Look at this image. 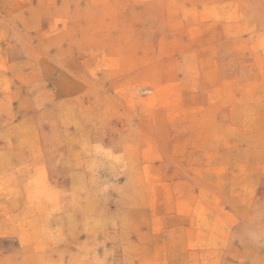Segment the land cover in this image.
<instances>
[{"label": "rangeland", "instance_id": "rangeland-1", "mask_svg": "<svg viewBox=\"0 0 264 264\" xmlns=\"http://www.w3.org/2000/svg\"><path fill=\"white\" fill-rule=\"evenodd\" d=\"M226 1L0 0V264H264V0Z\"/></svg>", "mask_w": 264, "mask_h": 264}, {"label": "crops", "instance_id": "crops-1", "mask_svg": "<svg viewBox=\"0 0 264 264\" xmlns=\"http://www.w3.org/2000/svg\"><path fill=\"white\" fill-rule=\"evenodd\" d=\"M227 2L226 0H203L200 4V0H191V2H183V5H179V7L183 6V8H186V10L184 9L183 11H179V12H176L174 15L171 14V15H167L168 18H185V19H188V18H199V17H202V18H206L208 20H215V19H223V20H227L228 18L223 15V16H216L215 14H212V10L216 9L217 7V4H222V3H225ZM195 6H199V8H205L207 10H201V12H196V14H194V12H189L187 11V8H194ZM208 12H210L209 14H207ZM188 14L191 15V17L188 16ZM19 122L17 123H14L12 126H18ZM4 125H1V128L3 127ZM9 144L11 143H8V141H5V140H2L0 139V153L3 152V155L4 153L6 154L8 151H9V147H14V146H10ZM13 151H17V149H14ZM18 152V151H17ZM38 152H39V144L38 142L36 143L35 145V149L32 151V154L31 155H28V156H25L24 155V158L22 160H18V159H14L15 154H12L11 156H6L5 157L3 156V159L1 158V162H5L7 161L8 163L9 162H23L24 159H26L25 161H28L29 163H36V167H39V163H40V156L38 155ZM6 162V163H7ZM2 165V164H1ZM8 166L7 165H4L3 166H0V172L2 171H8ZM15 171L16 170H12L11 171V175H12V178L14 179L15 178ZM2 176V175H0ZM6 184L4 183L3 181V178L0 177V194L4 193V189L3 187H5ZM16 193V192H15ZM2 204V203H1ZM0 204V205H1ZM14 206H0V210H3V209H6V210H20V209H24V210H27L26 207H22V205H27L23 202H18L17 199H15V203H13ZM163 232V229H162V226L159 228V242H160V236H162V233ZM154 233V237H155V242H158V235H156V231L154 229L153 231ZM161 248V249H160ZM160 248L158 250H155L153 253L152 252H149L147 254H151V257H149V259L147 260V262L145 264H163V258H164V255L165 252L162 251L163 250V246L162 244L160 245ZM98 255V254H97ZM79 258L80 261L83 260V259H86L87 258V254H63V256L61 254H58V258L62 259L63 258V263L64 264H72V258ZM57 258V255L56 254H53V259H56ZM81 264H82V261H81Z\"/></svg>", "mask_w": 264, "mask_h": 264}]
</instances>
